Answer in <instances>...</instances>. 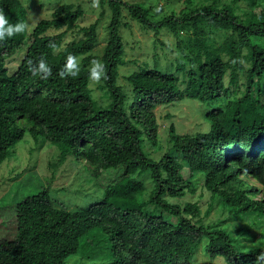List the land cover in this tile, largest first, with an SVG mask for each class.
I'll list each match as a JSON object with an SVG mask.
<instances>
[{
	"label": "trees",
	"instance_id": "1",
	"mask_svg": "<svg viewBox=\"0 0 264 264\" xmlns=\"http://www.w3.org/2000/svg\"><path fill=\"white\" fill-rule=\"evenodd\" d=\"M256 2L231 0L228 4L216 0L194 15L179 19L171 14L151 23L143 2L101 0L99 18L81 27L84 11L79 5L60 4L49 18H41L32 26L21 0H0V9L11 22L25 20L29 24L26 32L0 41V165L27 132L16 123L20 117L31 124L33 137L41 136L56 150L60 165L65 162L66 167L67 159L83 157L92 169L91 179L100 196L92 205L77 206L72 211L54 208L49 189L18 201L14 207L16 236L0 240V264H67L66 260L78 254L88 238L100 241L102 255L110 256L113 264H186L201 244H206L205 251L211 257L227 253L239 264L257 261L259 253H264V229L263 249H242L239 256L223 232L206 243L204 236L194 232L191 222L182 215L195 217V205L183 207L165 198L185 196L184 176L190 185L188 174L194 170L210 176L214 191L226 185L219 193L237 205L238 213L245 210L249 215H264V206H259L264 200L254 203L241 189L234 191L243 185L234 177L238 171H246L264 185V46L260 42L264 39V7L253 13L251 7ZM103 4L110 13L102 22L106 15ZM241 6H246L248 15L240 12ZM124 16L154 34L166 29L176 36L180 25L192 24L197 41V53L189 59L192 67L182 69L181 79L142 71L120 77L119 69L125 64L124 37L131 31V22ZM241 17H247L244 24L239 21ZM200 21L217 31H231L221 47L227 60L212 50L201 57L206 42L199 38L203 35ZM76 30L79 38L66 43V33ZM99 45L104 47L100 58L94 55ZM243 50L251 64L248 69L241 64ZM70 53L82 61L81 70L76 77L61 78L58 73ZM12 57L17 58L16 68L9 70L6 65ZM41 57L52 67V76L47 79L33 75ZM94 58L106 65L98 88L108 101L102 108L94 102L88 75ZM181 66L178 64L180 71ZM244 71L245 80L239 81L237 76ZM117 79L127 81L133 90L118 85ZM143 101L147 105L142 106ZM179 101L208 108L200 112L208 131L184 133L185 127L179 123L176 130L172 128L163 149L153 133V109L159 102ZM145 141L149 146H144ZM236 150L242 153L233 154ZM248 151L256 153L250 156ZM226 158L231 164H225ZM102 170L121 171V177L103 188L97 180ZM230 182L233 184L228 188ZM149 187L152 197L143 198ZM150 205L162 215L175 218V228L162 216L147 214L145 208ZM127 253L129 258L125 257Z\"/></svg>",
	"mask_w": 264,
	"mask_h": 264
},
{
	"label": "rangeland",
	"instance_id": "2",
	"mask_svg": "<svg viewBox=\"0 0 264 264\" xmlns=\"http://www.w3.org/2000/svg\"><path fill=\"white\" fill-rule=\"evenodd\" d=\"M92 1V2H91ZM126 3L143 2L145 8L149 10L148 20L151 23L160 22L163 17L173 14L175 17L181 19L183 15H194L197 11L206 6H210L211 2L216 0H121ZM95 2V6H94ZM219 3H231V0H218ZM22 5L26 8L28 22L35 24L41 18H49L50 13L60 4L72 3L79 5L83 11L84 16L80 21L81 27H87L95 22L101 12V0H21ZM264 7V0H257L252 6L253 13H258L261 7ZM105 17L102 22L106 20L109 15L107 4H103ZM159 11H156V9ZM240 12L249 11L246 6H241ZM125 20H129L130 33L125 35V64L119 69L120 77H129L137 72H155L162 75H174L179 79L182 78V69L188 70L192 67L189 59L194 58L197 53L196 36L192 34V24H182L177 28V35L173 36L170 31L164 29L158 34H154L148 29H143L136 21L131 20L130 17L124 16ZM247 17H241L240 23L244 24ZM199 29L203 35L199 36L201 41L206 42V50L200 51L202 58H205L206 52H217L224 60H227L226 55L221 50L222 45L231 34V31H217L210 28L204 21H200ZM78 31L67 32L65 35V42L68 43L74 38H79ZM264 46V39L260 41ZM212 50V51H210ZM194 53V54H193ZM104 54L103 45H99L94 55L98 58ZM18 57V55L16 56ZM16 57L8 59L7 67L9 70L15 69L13 67L16 62ZM204 60V59H203ZM241 64L245 65L246 69L250 68L251 64L245 50L241 51ZM80 63L82 61L80 60ZM178 64H181V71ZM246 71V70H245ZM241 72L237 78L239 81L245 80L246 73ZM11 72V71H10ZM99 82L90 81V87L93 92V99L96 106L99 108L106 107L108 101L101 97L98 90L101 86ZM128 85L132 91V85L123 79H117V84ZM263 90V87H261ZM91 92V94H92ZM175 102L166 104L159 102L153 109L155 116L156 127L153 129L155 139L158 136L159 143L165 149L166 140L169 134L172 133V128L176 130L179 123L185 127L186 130L192 131L193 134L198 131H208L207 124L202 119L200 112H206L201 103L190 102ZM136 104V102H134ZM224 103V102H222ZM220 103V104H222ZM133 104L135 107L136 105ZM142 106L147 105L146 101L141 102ZM174 104V106L172 105ZM205 115V113H204ZM138 115H136L137 117ZM204 117V116H203ZM16 123L19 128H25L27 132L20 143H18L8 153L7 158L0 165V240L14 239L16 236L15 211L16 203L27 195L42 192L43 189H49L52 206L57 209L72 211L77 206H90L99 199L97 187L93 185L91 179L92 169L87 166L81 158L75 161L69 158L65 167V162L60 165L58 153L51 148V145L42 139L41 136L33 137L29 132L31 124L26 120L18 117ZM154 139V142H155ZM144 146H149L146 141ZM251 151V150H250ZM250 151H248L250 154ZM234 153H242V150H236ZM231 164V159H225V164ZM217 166L219 161H216ZM121 171L102 170L97 178L100 186L106 188L109 184L114 183L121 177ZM183 171V175H184ZM234 177L240 179V172L234 174ZM187 177L184 176V185L186 187V195L178 199H170L165 197L173 204L195 205L197 207V214L192 217L190 214H183L182 217L191 222L194 227V232L204 236L203 242H208L210 238L218 239L217 232H223L226 239L232 242L233 252L239 256L242 254V249L261 248L259 236L255 233H241L237 232L239 229L237 215L233 216V211L229 208H234L230 201L219 193V190L226 188V185L221 184L217 191L211 188L210 176L192 170ZM252 185L256 188L260 186L254 181ZM146 193L143 198L148 199L153 194L152 188H146ZM239 187H235L238 191ZM47 191V192H48ZM99 196V197H98ZM228 206V208H227ZM225 208H227L225 210ZM147 214L153 212L155 216H162L168 226L175 228L177 221L175 218L169 217L168 214L163 215L153 205L145 208ZM11 217V219L9 218ZM244 224H249L250 221H243ZM110 240V238L108 239ZM107 240V242H108ZM109 244V242H108ZM201 244V249L196 252L195 257L186 264H239L233 256L224 253L220 257H211L208 251H205ZM108 252L110 245L107 246ZM120 252V249H118ZM129 258V254H125ZM116 260V259H115ZM118 261V260H116ZM67 264H113V259L102 255V246L100 241L94 242L93 239L88 238L87 244L81 248L78 254L68 258Z\"/></svg>",
	"mask_w": 264,
	"mask_h": 264
},
{
	"label": "clouds",
	"instance_id": "3",
	"mask_svg": "<svg viewBox=\"0 0 264 264\" xmlns=\"http://www.w3.org/2000/svg\"><path fill=\"white\" fill-rule=\"evenodd\" d=\"M94 6H95V2H94ZM156 11H159V9L157 8ZM28 28H29V24L27 21L18 20L16 22H11L10 18L5 14L3 9H0V41H4L6 38H12L18 34H22V33L26 32L28 30ZM53 47H55V45H53ZM29 64L31 65L32 61H29ZM35 65L36 66L33 70V75H40L41 79H47L48 77L52 76V67L50 66V64L48 63V61L44 57H41L36 62ZM80 70H81V63H80L79 57L70 53L67 56V59H66V62L64 64L63 68L59 71L58 74L61 78L76 77L79 74ZM105 73H106V65L104 64V62L98 58L92 59L91 64L89 66V71H88L89 79L93 82H99L105 76ZM41 74H43V75H41ZM131 102H133V101L131 100ZM133 104L134 103H132V105ZM20 142H18V143H20ZM13 148H11V149H13ZM11 149H9V153H10ZM257 149H259V148H257ZM255 153L256 152H251L249 155L253 156V155H255ZM3 162H5V161H3ZM238 172H240L241 178L240 179H237L236 177L235 178L237 180H240L243 184L242 187L239 188V189H241L242 193L246 197H249L251 201H254V203H255V201L264 200V185L262 183H259L253 176L248 175V173L246 171H244V172L238 171ZM254 181L260 186V188H256L255 186L252 185V182H254ZM237 183H238V181H237ZM232 184H233V182H230L228 188ZM236 188H237V186H236ZM250 188H252V189H250ZM234 191H235V188H234ZM232 206L234 208H229V209L233 211V216L237 215L238 224H240L237 232L255 233L259 236V240L261 243V232L264 229V215H262V214H260V215L255 214V216L249 215V213L245 210H243L242 213H238L237 212V210H238L237 205L232 204ZM259 206L263 207L264 204L261 203ZM227 208H228V206H227ZM227 208H225V210ZM244 220L245 221L249 220L250 223L244 224L243 223ZM261 249H263L262 243H261ZM254 264H264V253H262V252L259 253L258 259Z\"/></svg>",
	"mask_w": 264,
	"mask_h": 264
}]
</instances>
